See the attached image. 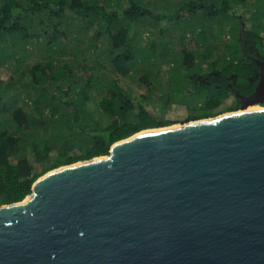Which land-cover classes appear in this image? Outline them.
<instances>
[{"label": "water", "instance_id": "1", "mask_svg": "<svg viewBox=\"0 0 264 264\" xmlns=\"http://www.w3.org/2000/svg\"><path fill=\"white\" fill-rule=\"evenodd\" d=\"M0 264H264V107L46 171L0 205Z\"/></svg>", "mask_w": 264, "mask_h": 264}, {"label": "trees", "instance_id": "2", "mask_svg": "<svg viewBox=\"0 0 264 264\" xmlns=\"http://www.w3.org/2000/svg\"><path fill=\"white\" fill-rule=\"evenodd\" d=\"M237 7L251 9L250 27L245 32L259 45L261 56H264V0H184L179 11L168 15L167 19L173 20L183 8L192 11L200 8V13L214 15L219 26L224 28L226 22L235 37L231 46L224 49L229 50L230 58L221 61L218 59L225 56H216L214 51L219 46L213 44V38L204 30L198 33L207 41L205 48L187 49L182 44L181 57L166 59L169 62L167 71L170 73L173 68L171 60H175L180 76L192 84L203 103L192 110L185 121L218 114L222 96L229 90L224 82L205 83L200 76L213 75L209 70H219L225 75L235 71L242 76L253 70L251 64L242 62V55L236 58L239 49L242 52L239 25H243V18L235 15L236 20H233L228 11ZM47 9L48 20L54 22L53 30H43L48 44L57 45L59 36H66L65 29L58 27L63 19L77 16L85 23V28L95 26L93 41L100 37L105 39L112 70L122 75L129 72L137 58L141 57L142 61L151 58V52L137 48L133 42L130 34L133 21L143 16L161 19L167 15L155 12L142 0H126L124 4L123 0H0V62L4 61L2 56L5 55L2 44L8 45L5 35L19 32L28 36L30 33L21 20L30 13L42 16ZM73 52L75 58L81 54L79 50ZM7 55L20 63L15 52ZM235 59L237 63H234ZM216 61L221 64L216 65ZM204 62L208 69H205ZM49 66L48 63L44 66L37 63L29 68L31 83L36 89L29 107L17 103L15 96L12 102L4 100V109L10 111V120L0 127V205L22 200L31 192L35 179L50 169L107 154L111 144L121 138L141 129L171 124L156 119L141 102H135L115 77L106 78L105 73L99 71L95 63H90L85 55L76 62L75 68L65 65L64 72L54 71ZM156 66L157 63L147 65L148 69L145 66L147 73L141 79L146 82L149 71ZM39 71L48 76L41 78ZM2 91L0 89V97ZM96 94L98 98L94 101ZM22 102L26 103V100L23 98ZM237 107L238 104L232 109Z\"/></svg>", "mask_w": 264, "mask_h": 264}, {"label": "rangeland", "instance_id": "3", "mask_svg": "<svg viewBox=\"0 0 264 264\" xmlns=\"http://www.w3.org/2000/svg\"><path fill=\"white\" fill-rule=\"evenodd\" d=\"M183 1L142 0L146 6L155 12L167 15L164 18L162 16L161 19L143 16L139 20L133 21L130 29L133 42L137 48L145 49L148 53L151 52V58L149 61H142L141 57L137 58L125 75L115 73L112 70L113 66L107 57L108 46L105 39L100 37L97 41H93L95 26L85 28V23L79 17L67 16V19H63L58 26L60 29H65L66 36H59L60 42L58 41L57 45L48 44L43 30L50 32L53 30L52 24L54 23L47 18L48 9L42 16L34 13L27 14L21 23L27 27L30 34L24 36L19 32L7 33L5 38L8 45L2 44L5 55L2 56L4 61L0 62V89L3 90L0 97V127L8 124L10 120V111L4 109V100L8 101L9 99L12 102L15 96L17 103H22L25 107L32 104L30 98L34 97L36 92L31 83L32 72L29 70L32 65L39 63L44 66L48 63L52 70L64 72L66 70L65 65L74 67L76 62L80 61V57L84 55L90 63L97 65L99 71L102 70L105 73L106 78L115 77L119 84L132 95L135 102H141L144 108L156 119L170 121L171 124L168 126L186 122L185 120L188 119L191 111L198 109L203 103L198 99L200 97L196 95L198 93L192 88V84L186 81V77L180 76L179 66L175 60H171L173 68L170 73L167 71L169 62L166 59L181 57L183 55V51L180 50L182 44L187 49L202 50L207 41L198 31L204 30L213 38V44L219 46V49L214 51L217 53L216 56L219 54L221 57L225 56L218 59L221 61L230 58L229 50L224 49L229 45L231 46L235 37L233 31L228 30L229 25L226 22L224 28L219 26L218 22L214 21V15H206V12L200 13V8L194 11L183 8L180 14L174 17L175 19H167L170 12L179 11L178 8ZM196 1L199 2V0ZM124 3L126 0H123ZM228 14L233 16V20H236L235 15H240L243 18V30L249 29L250 8L237 7L235 10H229ZM40 19H42L41 22H39ZM181 36L184 38L181 39ZM62 40L64 41L61 43ZM262 48L264 49V46ZM77 50L81 51V54L75 58L73 51ZM10 52H15L20 63L7 55ZM201 55L203 54L201 53ZM238 55L236 58L243 56L240 49ZM7 60L8 62H6ZM220 61L218 63L216 61L217 64H215L219 66ZM153 63H157L156 69L149 71L150 76L145 82L141 79L142 75L147 73L145 66ZM206 64L204 62L203 65L205 69H208ZM38 74L41 75V78L48 76L43 71H39ZM23 98L26 103L22 102ZM97 98L96 94L94 101ZM233 103L234 100L230 94L223 95L218 106V114L244 110V108L232 109ZM92 104L90 103V105Z\"/></svg>", "mask_w": 264, "mask_h": 264}, {"label": "flooded vegetation", "instance_id": "4", "mask_svg": "<svg viewBox=\"0 0 264 264\" xmlns=\"http://www.w3.org/2000/svg\"><path fill=\"white\" fill-rule=\"evenodd\" d=\"M240 29L241 51L243 53L241 60L244 63L251 64L253 70L244 76L237 74L235 71L225 75L220 73L219 70H209V73L213 75L205 74L200 76V79L205 83H211L213 80L224 82L229 87V90L225 94H230L233 97V106L238 104L236 109H248L250 106L264 107L262 106L264 105V87L261 86L263 83L262 79H264V56H261V52L255 40L249 36L248 32H245L243 27ZM237 61L238 60L235 59L234 63H237ZM215 85L219 86V83Z\"/></svg>", "mask_w": 264, "mask_h": 264}, {"label": "bare ground", "instance_id": "5", "mask_svg": "<svg viewBox=\"0 0 264 264\" xmlns=\"http://www.w3.org/2000/svg\"><path fill=\"white\" fill-rule=\"evenodd\" d=\"M259 108H263V107H259V106H252L248 109L244 108V110L238 111V112H242V111H249V110H255V109H259ZM175 125V124H174ZM154 129V128H152ZM144 130H150V129H144Z\"/></svg>", "mask_w": 264, "mask_h": 264}]
</instances>
